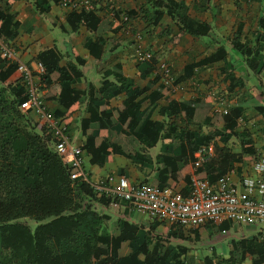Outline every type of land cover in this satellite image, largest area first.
<instances>
[{"label":"crops","instance_id":"obj_1","mask_svg":"<svg viewBox=\"0 0 264 264\" xmlns=\"http://www.w3.org/2000/svg\"><path fill=\"white\" fill-rule=\"evenodd\" d=\"M175 1L185 7L183 13L190 18L209 25L210 31L206 36L194 37L186 33L178 38L179 25L165 12L157 21L152 18L154 10L147 11V16H144L142 10L146 11V0H110L107 4L104 1L95 9L97 24L91 20L76 24L69 17L73 13L87 11H75L61 0H0V13L11 19L9 32H14L13 38L2 35L0 39L9 43L17 59L26 63L34 73L39 65L42 66L38 56L48 51L59 58V67L72 68L81 73V78L61 86L85 94L90 86L98 89L105 82L124 87L119 95L110 96V93L103 95L107 107L111 109L120 107L126 95L143 91L136 100L141 116L145 114L147 120L162 123L166 127L163 134L168 133L174 124L177 125L178 141L189 161L181 169L177 180L165 181V188L169 187L186 194L192 177L198 178L200 175L202 177L198 179L210 182L218 178L211 181L206 177V173L211 171L212 163L219 159L222 150L230 155L242 157L239 160L234 159L226 166L222 165L226 170L223 175H227L234 183L245 174L251 175L252 162L256 156L264 153V68L262 72L254 71L246 55L237 48L243 47L249 52L252 50L264 52V0ZM44 2H47L48 10L43 9ZM132 10L137 12L136 18L128 19L127 13ZM138 49L152 52L154 59L148 62L138 60L136 58ZM221 51L225 53L223 60L200 65L203 60L218 56ZM159 61L170 66L169 83H165L156 71ZM190 65L195 66L193 73L190 77L184 78L185 69ZM252 75L257 76L259 81H252ZM57 77V73L51 75L53 81ZM229 80L237 81L234 90H231ZM52 85L48 87L41 82L39 95L47 112L52 115L60 112L64 114L55 98L58 90L54 84ZM196 100L198 109L194 123H188L180 116L166 111L171 101L180 104ZM87 103L88 96L76 109L69 110L66 112L67 115L59 117L65 121L72 146L82 147L85 143L81 120L90 118ZM236 108L241 111V118L237 121V133L245 131H240L241 120L252 122L249 123L250 126L256 124L252 130L248 125L246 131L251 137L252 155L242 152L240 142L235 136H223L220 132L223 123L216 124L214 128L210 125L209 120L212 117L224 115ZM161 110L163 114L160 113ZM201 115H204L206 120L200 123L197 119H200ZM213 130L220 136L208 144L203 143L202 138ZM191 133L197 136L192 137ZM105 137L110 141L120 142V136L115 133L109 135L100 133L97 144ZM165 143L160 139L155 146L143 150L151 158V166L146 165L143 168L118 154H110L107 161L93 164L91 155L84 151L83 168L92 183H97L106 176L117 175L131 183L157 185L161 176L155 177L160 167L155 161L156 157L162 154L176 156L180 151L178 147L168 148L166 145L171 144ZM174 144L179 143L175 141ZM207 148L212 149L211 156L209 160L200 162L198 151ZM222 166L219 169L222 170ZM92 207L97 213L109 216L110 221L128 222L137 227L138 234L147 238L151 246L159 240L167 242L183 253L178 260L181 263L185 261V264H203L204 258H211L213 253L216 255L215 261L223 260L225 263L229 258L231 241H248L255 238L258 244L264 246V240H259L256 233V236L250 238L241 236L231 240L228 252L218 254L214 248L202 250L197 247L211 238L197 240L194 234H190L189 241L175 238L167 233L170 227L152 221L140 212H131L120 202L111 203L108 207L94 202ZM211 227L221 229V232L224 229L221 224L205 228ZM232 227L234 226L230 225V228ZM224 231L227 233L228 230ZM196 251L202 253V256L199 257ZM250 263V256L247 255L243 262L234 264Z\"/></svg>","mask_w":264,"mask_h":264},{"label":"trees","instance_id":"obj_2","mask_svg":"<svg viewBox=\"0 0 264 264\" xmlns=\"http://www.w3.org/2000/svg\"><path fill=\"white\" fill-rule=\"evenodd\" d=\"M109 3L110 0H98ZM45 3V2H44ZM111 4V3H110ZM47 2L44 10H48ZM146 11H153L154 21L162 17L163 12L179 25L178 38L183 34L194 37L206 36L209 25L190 18L183 13L185 7L175 0H146ZM150 7V8H149ZM93 11V12H92ZM73 13L69 19L76 24L91 20L98 23L97 10ZM135 10L128 12V19L136 18ZM11 19L0 13V36L13 38L14 32H9ZM248 58L250 67L256 72L264 68V52L243 47H237ZM224 51L217 56H211L200 65H209L223 60ZM45 74L42 82L50 87L52 84L58 90L55 96L64 111L56 113L55 117L67 115L66 112L77 108L88 96L87 109L90 118L81 120V131L86 138L81 147L83 152L91 155L93 164L107 161L110 154H118L141 167L151 166V158L143 152L145 148L156 145L158 140L172 147L180 148L178 155H160L155 161L160 166L155 173L158 187L165 188V181L177 180L181 169L189 161L183 152L177 137V125L166 127L162 123L151 122L145 114L141 116L136 100L143 91L126 95L117 109L107 107L104 94L119 95L124 87L110 83L95 89L90 86L87 94L73 88L64 87L66 83L81 78L80 72L67 67H59V58L51 51L38 56ZM195 66L185 69L184 78L192 75ZM57 73L55 81L51 75ZM16 75V65L9 63L0 55V264H185L178 259L180 254L175 247L163 240L151 246L150 241L138 234L139 229L128 222L110 221L109 216L97 213L94 202L108 207L113 201L96 192L83 180L77 169L69 165V154L58 153L55 150V140L37 122L32 123L33 116L29 111H22L25 102L24 88ZM234 90L237 81L229 80ZM59 88H58V85ZM53 86V85H52ZM197 100L192 103L176 104L172 101L166 111L180 116L188 123H194ZM165 112V111H164ZM163 114V110L160 111ZM31 117V118H30ZM205 118V119H204ZM241 118L239 109H232L224 115L212 117L211 127L223 123L221 131L224 137L235 136L240 142L242 152L252 155L250 135L243 131L236 132L237 121ZM206 120L204 115L198 121ZM100 133H115L120 136V142L108 140L105 137L97 144ZM68 134V133H67ZM192 137H196L191 133ZM220 135L216 130L208 132L203 143L208 144ZM147 141L145 144L144 141ZM177 141V144L174 142ZM184 148V147H183ZM164 156V157H163ZM219 159L212 163V169L206 177L213 181L222 176L225 166L242 157L233 156L221 151ZM225 165V166H222ZM222 166V170L219 167ZM202 176L198 175V178ZM121 203V202H120ZM29 218L39 223L32 231L19 220ZM49 220L46 223H41ZM229 230V224H221ZM217 231L218 229L215 228ZM165 230H167L165 228ZM175 238L189 241L190 234L197 240L211 238V230L201 227L195 231L170 227L167 230ZM151 246V247H150ZM183 254V253H182ZM250 256V264H264V246L258 244L255 238L251 240L231 241V250L227 263L243 262ZM216 255L206 257L203 264H227L223 260L215 261Z\"/></svg>","mask_w":264,"mask_h":264},{"label":"built area","instance_id":"obj_3","mask_svg":"<svg viewBox=\"0 0 264 264\" xmlns=\"http://www.w3.org/2000/svg\"><path fill=\"white\" fill-rule=\"evenodd\" d=\"M71 9L92 11L98 7V0H61ZM0 55L9 63L16 65L20 85L24 88L25 102L21 106L29 111L33 118L55 140V150L69 154V165L77 169L84 181L96 192L111 200L126 205L131 212H140L152 221L167 227L197 230L201 227L229 223L231 226H262L257 231L259 240H264V153L255 157L251 164L252 174L241 176L237 182H231L227 175L210 182L205 179L191 178L186 194L172 188L154 187L150 184L131 183L117 175L106 176L92 183L84 171V152L81 146H72L67 134L65 121L46 111L39 87L45 74L39 65L34 73L24 62L15 56L13 47L0 39ZM136 58L142 62L154 59L152 52L138 49ZM157 73L165 83L171 80V69L159 61ZM212 149H200L199 161L209 160ZM117 203V202H116ZM225 231L223 230L222 233Z\"/></svg>","mask_w":264,"mask_h":264},{"label":"rangeland","instance_id":"obj_4","mask_svg":"<svg viewBox=\"0 0 264 264\" xmlns=\"http://www.w3.org/2000/svg\"><path fill=\"white\" fill-rule=\"evenodd\" d=\"M252 81H256L258 82L259 79H257V76H253L252 75ZM22 111H25L24 109H22ZM31 118V117H30ZM199 119V118H198ZM197 119V120H198ZM36 119L35 118H31L32 123H35ZM37 123V122H36ZM252 122H246L245 119L241 120V122L239 123L240 126V131L245 130L247 131V126L251 125L249 124ZM254 126L256 125L255 123L253 124ZM253 125L250 126L251 130L254 129ZM159 147H157L158 150ZM85 162V161H84ZM93 205V204H92ZM21 223L26 224L32 231L35 229V227L39 224L37 222H35L32 219L29 218H24V219H20L19 220ZM49 220H44L41 223H46ZM263 229V227L260 226H251V225H245V226H241L238 229L234 226L232 228H230L227 233H222L221 229H218V231L215 229V227H211L209 228V231L211 230V239L204 242V243H200V245H197L198 249H202V250H212L214 248L215 252L218 254H221L223 251L228 252L229 250V242L233 239H236L237 237H245V238H250L252 236H256V233L258 230ZM196 254L201 257L202 253H198L196 251ZM200 259V258H197Z\"/></svg>","mask_w":264,"mask_h":264}]
</instances>
